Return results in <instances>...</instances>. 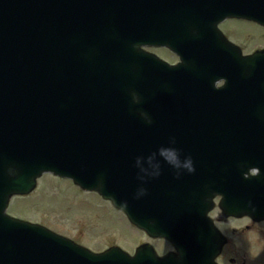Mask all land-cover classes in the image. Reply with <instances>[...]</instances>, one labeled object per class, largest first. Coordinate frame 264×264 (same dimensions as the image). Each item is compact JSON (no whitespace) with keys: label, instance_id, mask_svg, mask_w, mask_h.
Returning a JSON list of instances; mask_svg holds the SVG:
<instances>
[{"label":"water","instance_id":"water-1","mask_svg":"<svg viewBox=\"0 0 264 264\" xmlns=\"http://www.w3.org/2000/svg\"><path fill=\"white\" fill-rule=\"evenodd\" d=\"M171 1L0 0V264H215L219 240L215 256L180 249L161 259L149 246L134 257L118 248L96 255L7 216L10 199L30 194L44 173L98 192L155 237L204 229L214 192L240 175L249 177L242 215L264 218V52L235 50L219 72L198 71L208 83L233 79L246 101H173L161 77L179 68L143 47L161 44L163 9L192 15L217 0ZM222 1L232 10L220 14L264 25V0H242L244 9Z\"/></svg>","mask_w":264,"mask_h":264},{"label":"rangeland","instance_id":"rangeland-1","mask_svg":"<svg viewBox=\"0 0 264 264\" xmlns=\"http://www.w3.org/2000/svg\"><path fill=\"white\" fill-rule=\"evenodd\" d=\"M225 23L226 21L222 22L217 28L221 27L226 31L234 28L233 24L228 22L225 26ZM236 26H239L237 22ZM240 29L242 32L247 31L248 44L244 46L246 56L251 55L256 47L264 46L263 30L249 23ZM226 33L227 39L240 45L241 37L235 31ZM157 53L164 55L165 52L158 50ZM9 213L49 224L62 234L82 240L93 252L106 250L114 245L133 253L143 238L140 232L131 228L122 213L114 210L110 203L103 201L96 193L84 192L71 180L50 174H45L38 180L36 190L29 197L14 198ZM262 240L254 235L239 239V244H244L250 254L251 264H264Z\"/></svg>","mask_w":264,"mask_h":264},{"label":"flooded vegetation","instance_id":"flooded-vegetation-1","mask_svg":"<svg viewBox=\"0 0 264 264\" xmlns=\"http://www.w3.org/2000/svg\"><path fill=\"white\" fill-rule=\"evenodd\" d=\"M225 21H226L225 26L229 22V24L234 25V28H232L231 30H227V31L226 29L223 30L221 27L218 29L225 36V38H227L226 32L235 31L236 34L241 37L240 45H238L237 43L235 45L238 46L240 50L242 51L243 55L246 56L245 54L246 51L244 50V46H247L246 44H248L247 31L242 32L240 27L244 25L248 26V22L245 20H241V19H225L221 21L219 24ZM235 22H237L239 26L235 27ZM254 26L264 31L263 27H260L256 24H254ZM228 41L233 43L231 39H228ZM257 49H264V46L256 47L253 51ZM158 50L164 51L165 52L164 55L162 53L161 54L157 53ZM148 51L151 53L157 54L162 60H164L165 62H167L168 64L172 66L179 65L182 62L181 57L178 56L176 53H174L171 49L167 47L160 48V49H150ZM223 85H224V82H220L217 84V87L220 88ZM229 194H231L230 191H229ZM220 200H221L220 197H216L214 199L213 209L208 214L209 218H211L213 222V226L216 227L219 231V232H216L215 230L216 233L215 235L213 234L211 242L215 244L216 240H219L222 243L221 251L216 258V263L217 264H251L250 254L247 251L244 244H239V239H244L252 235L258 238H262L263 240L261 242V245H262V249L264 250V219L257 221L248 216H241L240 212L242 208L236 205L235 203H233V200L231 198H229L228 200V206H227L228 214L226 216H223L222 211L219 207ZM232 212H234L235 215L230 214ZM22 219L45 226L51 229L52 231H55L59 235H62L64 237H67L73 240L75 243L79 245L88 247L87 244L82 243V240L72 238L68 236L67 234H62L60 231L54 229L49 224H46L40 221L25 219V218H22ZM139 232L143 238H142V241L138 242L135 250L140 245L149 244L155 249L156 253L160 257H165L171 253L178 254V251L175 245L171 241L164 239V238H154L146 232H142V231H139ZM208 235L210 236V234ZM212 249H215V246L212 247ZM210 250L211 249H209V251Z\"/></svg>","mask_w":264,"mask_h":264},{"label":"bare ground","instance_id":"bare-ground-1","mask_svg":"<svg viewBox=\"0 0 264 264\" xmlns=\"http://www.w3.org/2000/svg\"><path fill=\"white\" fill-rule=\"evenodd\" d=\"M222 40H224V39H222ZM152 41H154V42L157 41V38H152ZM145 48H146V50H150L147 47H145ZM246 76L249 78L248 75H246ZM247 77H246V79L248 80ZM226 84L228 85V83H226ZM259 84L260 83H258V85ZM262 84H263L262 90H264V83H261V86H262ZM247 177H248L247 175H245L244 177L240 175L237 180L230 181L228 184H226L225 186L222 187L223 191H225V192H229L230 191L231 192V196L233 198V203H235L236 205H238L241 208H247V206H250L248 204V195H249L248 194V187L249 186H248V183H247ZM183 179L184 178L181 176V180H183ZM193 186L195 187V185H193ZM203 187H205V186H203ZM221 200L223 201L222 198H221ZM224 208H225V204H224ZM199 233L200 232H198V231L195 232L194 234L191 235L190 238H191V240L193 241L194 244H196L198 246H201V245L204 244V242L200 241L199 238L195 236L196 234H199ZM211 237H212V235L210 234V238ZM207 245H208V250L211 249L210 245L209 244H207ZM210 251H213V250L211 249Z\"/></svg>","mask_w":264,"mask_h":264}]
</instances>
